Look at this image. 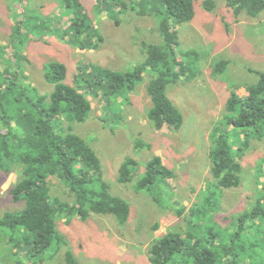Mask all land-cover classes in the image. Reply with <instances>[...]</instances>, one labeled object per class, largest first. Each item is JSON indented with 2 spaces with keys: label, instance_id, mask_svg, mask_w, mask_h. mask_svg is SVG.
I'll list each match as a JSON object with an SVG mask.
<instances>
[{
  "label": "rangeland",
  "instance_id": "374dc122",
  "mask_svg": "<svg viewBox=\"0 0 264 264\" xmlns=\"http://www.w3.org/2000/svg\"><path fill=\"white\" fill-rule=\"evenodd\" d=\"M123 1L136 10L110 16L98 0H81L103 39L97 42L94 38L93 44L98 46L83 49L68 32L70 12L65 0H0V71L6 63L1 56L6 52L13 59V49L21 50L24 60L20 70L41 94L49 95L55 87L46 81L44 68L51 62L68 67L66 83L74 87L81 65L127 72L143 64L147 58L144 44L163 43L159 22L149 13L140 14L142 6H137L143 0ZM213 1L216 8L208 11L205 0H196L195 19L179 27V57L189 64L188 75L195 74L191 80H180L168 88L169 97L185 117L181 130L165 127L158 131L150 121L151 71L129 94L126 104L121 100L111 110L101 94L86 90L93 110L85 123L75 124V132L98 154L111 192L130 205V219L122 226L113 215H92L86 221L78 216L60 217L58 229L68 246L37 264H67V249L79 264H152L150 248L156 239L172 231L186 233L191 209L202 201L208 182L213 180L209 157L213 129L226 114L231 93L245 96L247 87L258 83L259 76L251 70L264 72V12L257 17L246 13L237 17L225 0ZM192 51L196 55L188 59L185 54ZM224 61L228 62L226 69L217 73L215 69ZM2 130L5 128L0 125ZM138 140L145 147L138 149ZM155 157L162 159L173 177L156 191L138 192L137 181ZM127 158L137 160L140 168L132 183L123 184L119 171ZM241 162V186L224 190L220 209L214 212L215 223L230 232L239 214L264 198V173L259 167L264 163V140L251 139ZM22 176L20 166L9 172L0 170V218L25 207L11 194ZM50 182L53 198L74 202L60 179L54 177ZM155 225L159 226L156 231ZM7 233L0 231V264H34L26 251L14 254Z\"/></svg>",
  "mask_w": 264,
  "mask_h": 264
},
{
  "label": "trees",
  "instance_id": "16d2710c",
  "mask_svg": "<svg viewBox=\"0 0 264 264\" xmlns=\"http://www.w3.org/2000/svg\"><path fill=\"white\" fill-rule=\"evenodd\" d=\"M195 2L143 0L137 6H142L140 14L149 13L158 19L163 38L160 45L144 44L145 62L127 72L81 65L76 87L66 83L68 67L51 62L44 68L46 81L55 87L49 95L41 94L20 70L24 60L21 50L13 49V59L6 52L1 56L6 63H2L0 71V125L5 128L0 132V170L9 172L14 166L23 167V176L11 194L16 203L22 202L25 207L0 218V231L9 232L14 254L26 251V256L37 264L44 262L46 255L54 257L68 246L58 229L60 217L78 216L86 221L92 215H113L120 225L127 224L130 205L111 192L98 154L75 132V124L85 123L93 110L86 90L101 94L111 110L121 100L126 104L129 94L151 71L150 121L158 131L165 127L173 131L183 128L185 117L169 97L168 88L195 75H188L189 64L179 57V27L195 19ZM225 2L237 17L243 13L257 17L264 12V0ZM98 3L110 16L136 10L123 0H98ZM65 4L70 12V35L83 49L96 48L98 45L93 44V39L97 42L103 39L81 0H65ZM146 4H152L151 8ZM204 6L208 11L216 8L213 0H205ZM120 24L118 21L117 25ZM185 55L191 59L196 53ZM227 65L224 61L215 71L222 73ZM251 72L259 76L258 83L248 86L245 96L236 91L231 93L226 114L213 129L209 154L213 180L208 182L202 201L191 209L188 230L168 232L156 239L150 248L152 264H264V198L239 214L232 232L220 228L214 218L224 190L239 188L242 184L241 160L251 139L264 140V72ZM136 144L138 149L145 147L141 140ZM263 164L259 166L261 174ZM145 167L146 172L135 187L138 192L156 191L173 177L160 157L153 158ZM139 168L140 163L134 158L124 160L119 171L120 183H132ZM54 177L68 187L73 203L52 197L50 180ZM261 185L264 192V182ZM158 227L155 225L154 230ZM65 259L67 264H79L70 249Z\"/></svg>",
  "mask_w": 264,
  "mask_h": 264
}]
</instances>
